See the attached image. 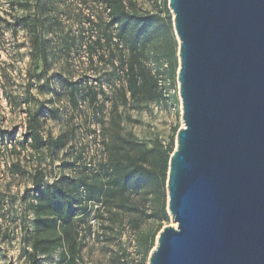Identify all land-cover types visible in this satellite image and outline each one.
I'll return each instance as SVG.
<instances>
[{
  "label": "rangeland",
  "instance_id": "obj_1",
  "mask_svg": "<svg viewBox=\"0 0 264 264\" xmlns=\"http://www.w3.org/2000/svg\"><path fill=\"white\" fill-rule=\"evenodd\" d=\"M125 1L140 15L168 10L173 19L168 0ZM114 33L101 0H0V264H29L37 181H104L110 161L172 139L176 148L184 123L170 36L156 35L142 58L158 81L152 101L124 94L128 52ZM36 121L44 145L32 138ZM165 201L158 183L80 210L76 264H149L144 238L175 225L170 216L160 223ZM67 248L63 240L40 264H65Z\"/></svg>",
  "mask_w": 264,
  "mask_h": 264
},
{
  "label": "water",
  "instance_id": "obj_2",
  "mask_svg": "<svg viewBox=\"0 0 264 264\" xmlns=\"http://www.w3.org/2000/svg\"><path fill=\"white\" fill-rule=\"evenodd\" d=\"M178 131L149 264H264V0H168Z\"/></svg>",
  "mask_w": 264,
  "mask_h": 264
},
{
  "label": "trees",
  "instance_id": "obj_3",
  "mask_svg": "<svg viewBox=\"0 0 264 264\" xmlns=\"http://www.w3.org/2000/svg\"><path fill=\"white\" fill-rule=\"evenodd\" d=\"M101 3L108 12L109 26L114 28V38L120 41L128 52L124 94L129 93L134 99L152 101L158 99L160 94L158 81L147 70L142 58L149 42L156 35H160L161 32L164 35L168 34L174 60L173 77L177 76L179 45L171 14L166 10L164 16L140 15L129 9L125 0H101ZM38 124L39 121H36L30 127L32 138L40 145H44L45 142L35 127ZM174 148L172 139L166 148L159 144L153 149H145L139 157L128 156L125 160L110 161L102 165V170L106 173L104 181L102 179L94 182L77 181L69 177H63L50 185H43L41 181H37L34 184V191L38 201L35 207L38 238L31 244L30 250H26L28 263L40 264V256L52 254L64 240L68 248L62 254V262L76 264L77 237L72 230L77 213L80 210L87 212L91 205L104 206L108 199L124 196L130 191L139 192L153 184L159 183L165 190L169 161ZM149 155H152L151 160ZM158 215L160 223L169 221L166 201L159 209ZM161 230L160 224L144 238L146 254L149 255L153 250L156 237Z\"/></svg>",
  "mask_w": 264,
  "mask_h": 264
},
{
  "label": "bare ground",
  "instance_id": "obj_4",
  "mask_svg": "<svg viewBox=\"0 0 264 264\" xmlns=\"http://www.w3.org/2000/svg\"><path fill=\"white\" fill-rule=\"evenodd\" d=\"M174 226L176 227L177 225L175 224Z\"/></svg>",
  "mask_w": 264,
  "mask_h": 264
},
{
  "label": "built area",
  "instance_id": "obj_5",
  "mask_svg": "<svg viewBox=\"0 0 264 264\" xmlns=\"http://www.w3.org/2000/svg\"><path fill=\"white\" fill-rule=\"evenodd\" d=\"M93 223H94V221H93Z\"/></svg>",
  "mask_w": 264,
  "mask_h": 264
}]
</instances>
